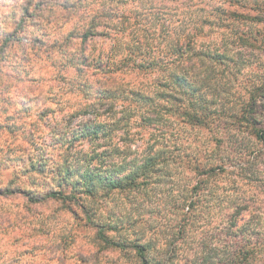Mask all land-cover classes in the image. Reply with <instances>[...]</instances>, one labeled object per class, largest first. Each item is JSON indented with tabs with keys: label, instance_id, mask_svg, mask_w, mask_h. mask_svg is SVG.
<instances>
[{
	"label": "clouds",
	"instance_id": "1",
	"mask_svg": "<svg viewBox=\"0 0 264 264\" xmlns=\"http://www.w3.org/2000/svg\"><path fill=\"white\" fill-rule=\"evenodd\" d=\"M0 215V264H264V0H0Z\"/></svg>",
	"mask_w": 264,
	"mask_h": 264
},
{
	"label": "rangeland",
	"instance_id": "2",
	"mask_svg": "<svg viewBox=\"0 0 264 264\" xmlns=\"http://www.w3.org/2000/svg\"><path fill=\"white\" fill-rule=\"evenodd\" d=\"M24 211L27 212L28 211L27 208H25ZM2 219H3V216L0 215V220H2ZM81 243L83 244L84 242L82 241ZM84 247H85L86 251H88V250L95 251V249L90 248V246L87 244H84Z\"/></svg>",
	"mask_w": 264,
	"mask_h": 264
}]
</instances>
